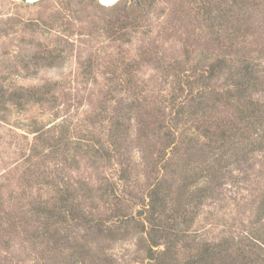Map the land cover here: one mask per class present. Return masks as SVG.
<instances>
[{
    "label": "rangeland",
    "instance_id": "obj_1",
    "mask_svg": "<svg viewBox=\"0 0 264 264\" xmlns=\"http://www.w3.org/2000/svg\"><path fill=\"white\" fill-rule=\"evenodd\" d=\"M127 1L98 0L101 8L90 0H0V90L51 87L42 103L21 107L8 101L0 110V264L149 263L143 242L148 227L136 223L143 219L154 175L166 174L176 191L195 166L216 159L191 164V171L182 164L177 146L193 138L199 148L208 142L185 117L186 125L176 124L177 146L158 164L162 112L171 110L167 105L180 91L172 66L211 65L223 54L230 56L226 65H242V55V61L230 60L232 51L242 50L260 69L256 98L264 109V0H250L247 9L236 11L243 20L247 11L251 18L232 28L231 0L215 21L203 15L209 0H148L134 14L114 8ZM220 78L222 83L226 75ZM116 121L125 135L128 172L122 181L118 161L107 153ZM240 143L221 158L216 179L207 177L190 189L205 192L189 210L187 242L178 246L183 260L195 243L230 242L233 253L243 251L252 264H264V150L237 155ZM221 151L216 149V157ZM169 156L172 161H166ZM72 188L82 208L111 217L106 229L120 225L117 235L65 212L50 216L58 197Z\"/></svg>",
    "mask_w": 264,
    "mask_h": 264
},
{
    "label": "trees",
    "instance_id": "obj_2",
    "mask_svg": "<svg viewBox=\"0 0 264 264\" xmlns=\"http://www.w3.org/2000/svg\"><path fill=\"white\" fill-rule=\"evenodd\" d=\"M90 1L95 6L104 7L98 3V0ZM147 1L143 0L140 5L127 1L114 8H123L132 14L141 13L146 8ZM226 1L230 2V0ZM231 1L232 3H229L231 6L229 11L233 12V18L230 21L232 23L231 28L236 27L239 23L248 24L251 18L250 12L247 11L248 19L243 20V16L237 15L236 11L240 12L241 8L244 7L247 9L250 0ZM209 2L212 5L204 7L203 15L213 21L217 18L221 20L223 17L221 7L225 0H209ZM232 14L230 13L229 17ZM125 22L128 23L129 21H122V24ZM237 28L240 29V27ZM229 48H232V45H229ZM232 54L231 62L240 61V56H244L243 61L241 60L243 64L232 65L231 63V65H226L230 56L226 57L223 54L221 58H216L211 65H197L188 70L182 69L181 66H172L177 72V76L180 77V91L178 96H172L167 105L171 110L162 112L163 119L160 128H165L162 134L164 143L158 153V164L165 160L167 154L171 152L169 150L171 145L177 146L178 131L176 126L180 125L181 122L186 125L185 117H188V120H193L192 123L198 131V137L201 136L208 142L199 148L195 142L196 138H193L191 139L193 142H186L185 147L180 149L177 146L178 152L183 149L182 164L191 171V166L196 162L203 164L209 158L216 159L215 163L203 164L204 166L200 167L199 170L195 166V169L190 172L189 178H185L184 183L176 191L172 190L173 185L168 181L166 174L154 175V183L148 191L149 201L144 205V212H141V215L144 214L143 219H137L136 223V226L144 229V231L148 227L144 241L142 240L147 257L150 259L148 264H252V260H248L249 257L243 251L233 253V245L230 242L219 244L195 243V250L193 249L191 255L184 260L180 257L178 247L181 242L186 241V233L193 221L192 217L188 215L191 214L189 210H193V204L197 201L200 202L205 192L201 188L199 194H195L190 192V189L207 177L216 179L218 170L223 168L221 158L225 156L227 151L231 152L230 148H235L238 142L241 141L242 146L241 153L236 151L237 155L241 154V156L247 157L254 151L264 150V109L256 98L261 86L260 69L257 68V64L245 58L242 50L232 51ZM223 75H226V79L220 83V76ZM48 94H51V87L48 85L36 88L21 87L9 93L1 89L0 110L7 106L8 101L21 107L29 101L42 103L44 100H48L46 98ZM112 127L114 130L109 134L111 136L109 141L111 149L107 153L118 161L123 173L120 176L122 181L127 179L126 174L128 172V166H125V162L122 161L125 158V153L122 151L121 143L125 135L122 137L120 134L123 132H118L121 131L119 121L112 124ZM238 137L240 140H237ZM227 144L230 146L224 149ZM217 148L222 150L218 157H216ZM104 152H106L105 149ZM170 157L166 161H172ZM157 166L154 172L159 173L160 170L157 169ZM188 166L190 167L188 168ZM163 170L168 171V164L163 166ZM113 190L115 191V189ZM76 194H78L77 189L72 188L67 190V194L60 195L57 199L58 202L51 207L50 216L59 215L58 217L62 218V214L65 212L64 214L72 215L73 219L82 218L85 223H90L94 227L98 226L102 233L107 231V236L118 234L120 225L115 224V228L106 229L105 224L108 221L111 222V217L109 219L102 218L94 215L92 211H88L87 207H83V209V203L75 201ZM83 196L87 199L92 195L83 194ZM83 205L85 206V204ZM103 220L105 221L103 222ZM92 221L95 222L94 225ZM255 240L260 242V239L256 238ZM250 246V251L254 252L255 246ZM159 247L163 248L159 250ZM93 263L101 264L96 260H93Z\"/></svg>",
    "mask_w": 264,
    "mask_h": 264
},
{
    "label": "water",
    "instance_id": "obj_3",
    "mask_svg": "<svg viewBox=\"0 0 264 264\" xmlns=\"http://www.w3.org/2000/svg\"><path fill=\"white\" fill-rule=\"evenodd\" d=\"M21 1L24 2V3H28L30 5H33L36 2H39L41 0H21ZM129 1L130 2H134V3L138 4V5H140L142 3V0H129Z\"/></svg>",
    "mask_w": 264,
    "mask_h": 264
},
{
    "label": "bare ground",
    "instance_id": "obj_4",
    "mask_svg": "<svg viewBox=\"0 0 264 264\" xmlns=\"http://www.w3.org/2000/svg\"><path fill=\"white\" fill-rule=\"evenodd\" d=\"M102 1L107 3V4H112L114 2H117L118 0H102Z\"/></svg>",
    "mask_w": 264,
    "mask_h": 264
},
{
    "label": "built area",
    "instance_id": "obj_5",
    "mask_svg": "<svg viewBox=\"0 0 264 264\" xmlns=\"http://www.w3.org/2000/svg\"><path fill=\"white\" fill-rule=\"evenodd\" d=\"M102 3H104L102 0H100ZM104 4H106V3H104ZM107 5V4H106Z\"/></svg>",
    "mask_w": 264,
    "mask_h": 264
}]
</instances>
